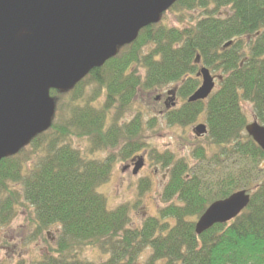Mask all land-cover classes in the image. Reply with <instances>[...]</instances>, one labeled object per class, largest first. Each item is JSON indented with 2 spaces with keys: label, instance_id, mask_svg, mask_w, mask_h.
<instances>
[{
  "label": "trees",
  "instance_id": "obj_1",
  "mask_svg": "<svg viewBox=\"0 0 264 264\" xmlns=\"http://www.w3.org/2000/svg\"><path fill=\"white\" fill-rule=\"evenodd\" d=\"M182 9L199 13L179 27L159 22L141 29L71 90H51L56 108L50 127L0 160V227L27 205L33 237L47 242L44 230L59 228L56 245L46 253L0 264H264V151L245 131L250 120L243 106L250 104L252 119L264 125V0H178L168 11ZM198 64L216 74V87L207 99L171 110L166 123L185 126L203 117L204 144L196 139L192 163L170 152L148 154L167 171L164 205L156 214L136 219L128 204L110 209L99 188L112 162L149 147L141 129L145 97L138 95L176 84L185 100L199 87ZM87 85L94 90L86 107H79ZM63 95L74 112L61 110ZM130 111L131 120L123 122ZM156 124L147 119L148 128ZM84 137L92 153L119 150L89 159L70 140ZM239 190L250 194L248 206L196 234L195 221L205 209ZM85 248L99 251L100 258H83Z\"/></svg>",
  "mask_w": 264,
  "mask_h": 264
},
{
  "label": "water",
  "instance_id": "obj_2",
  "mask_svg": "<svg viewBox=\"0 0 264 264\" xmlns=\"http://www.w3.org/2000/svg\"><path fill=\"white\" fill-rule=\"evenodd\" d=\"M176 1L0 0V160L50 127L55 110L50 89L70 90ZM198 76L201 85L188 102L206 99L214 88L206 67ZM245 131L264 151V125L253 120ZM193 133H206L205 125L197 124ZM142 164L138 160L133 172ZM249 198L239 190L212 202L197 219L195 233L234 219Z\"/></svg>",
  "mask_w": 264,
  "mask_h": 264
},
{
  "label": "rangeland",
  "instance_id": "obj_3",
  "mask_svg": "<svg viewBox=\"0 0 264 264\" xmlns=\"http://www.w3.org/2000/svg\"><path fill=\"white\" fill-rule=\"evenodd\" d=\"M197 11L198 9L196 11H187L182 9L176 14L167 10L162 14L163 17H161L159 22L161 23V26L179 27L181 25L180 23H187L189 20H192L191 18H193V16H197L199 13H196ZM179 14L185 15L182 20L179 19L181 18L178 17ZM188 14L190 15L188 16ZM148 47H146V50H148ZM136 69L137 74L143 76V69L139 67ZM211 74L214 78L216 77L215 73ZM177 86L178 85L176 84L164 85L148 92L147 94L138 95V98H142V95L145 97L144 104L140 110L143 112L141 129L147 136L144 139V142H146L145 144L149 146L147 147V150H144L146 152H144V161L146 164L143 171H139L134 175L131 173V165L126 170L123 169L129 162H121L119 160L112 162L109 178L99 188V191L106 197V204L110 209H115L121 204H128L130 208L129 216L131 218L143 219L146 215L156 214L158 209L164 205L161 201V191L163 181L167 177V171L161 168L160 164H154L155 161L148 157V154L152 150L155 154L170 152L174 154V156H182L183 158L186 157L185 159H187L190 163L193 162V158L190 157V154L197 139L192 131L195 126V122L185 126H181L176 123L167 125V121L161 119L157 111L160 109L162 103H158L156 101L154 102V98L162 94V92H165L166 89L178 88ZM93 90L94 88L92 86H85L83 93L84 97L79 96V101L77 100V103L79 102V107H86L85 104L87 102V98H89V95H91ZM177 90L178 89H176V91ZM52 98L55 101V98ZM61 98L64 99L61 101L63 104V108H61V110L66 114H69L70 111L74 112L76 109L74 106L65 105L68 103L69 99H67L65 95L61 96ZM99 101L101 100L98 99L97 104ZM243 106L246 115L251 121L253 114L249 107L250 104L244 103ZM128 114H131L132 116L133 113L130 111ZM62 117L64 116L62 115ZM149 117L155 118V121L157 122L156 126L152 129L147 126V119ZM198 119H201V123L203 122V117ZM70 140H72L71 144L82 151L89 159L90 157H101L103 159L107 157L109 153L116 155L119 150L117 148L112 151L111 149H103L102 151L100 150L92 153L90 148H88V137H84L82 139L70 138ZM204 141L205 138H203V141L199 143L204 144ZM141 154L142 153H140V155ZM165 172L166 177L163 178V174ZM141 180L145 183H140ZM141 184L144 185L145 190L140 192ZM29 215L33 216L30 207L27 205L19 206L17 215L14 220L11 221L10 225L3 228L0 227V261L5 260L14 262L17 259L31 260L39 257L43 253H46V247H54L56 245L59 228L56 227V225H52L44 230L43 234L44 237L48 238L47 242L41 236L33 237L32 235L35 231H33V225H30L28 222ZM138 223H141V220H139ZM31 237L33 238L30 239ZM99 254L101 253L97 250L85 248L82 257L94 260L100 258ZM156 264H161V262L159 261Z\"/></svg>",
  "mask_w": 264,
  "mask_h": 264
},
{
  "label": "flooded vegetation",
  "instance_id": "obj_4",
  "mask_svg": "<svg viewBox=\"0 0 264 264\" xmlns=\"http://www.w3.org/2000/svg\"><path fill=\"white\" fill-rule=\"evenodd\" d=\"M196 60H198L197 58H196ZM201 67H203V66H200L199 64H198V67H197V71H196V78L199 80V85L201 84V76H198V71H199V69L201 68ZM210 71V70H209ZM211 73V72H210ZM212 75V74H211ZM176 89L177 88H174V89H166L165 90V92H162V94H160V95H158L156 98H154L155 100H154V102L156 101V102H158V103H162V105H161V107H160V109L159 110H157L158 111V115H160L159 117L161 118V119H164V120H166V116H167V114L168 113H170L171 112V110L173 111V110H181L182 109V107L184 106V104H185V102H188L187 101V99H188V97L190 96H188L185 100L181 97L180 98V96H178V94H177V91H176ZM143 106V105H142ZM160 111V112H159ZM127 120H131V114H127L124 118H123V122H125V121H127ZM201 123V121L199 120V119H197L196 120V122L194 123L195 124V126L197 125V124H200ZM203 123V122H202ZM203 124H205V123H203ZM194 126V127H195ZM192 131H193V129H192ZM207 133V132H206ZM205 133V134H206ZM205 134H202V135H200V136H196V135H194L197 139H199V138H203L204 136H205ZM145 151H142V154L140 155V154H136V156H133L132 155V157L131 158H129V159H126V160H124L123 162H129L128 164H127V166H124V168L123 169H127V168H129L130 167V165L132 166V171H131V173L132 174H137L139 171L141 172V171H143V169H144V167H145V156H144V154L146 153H144ZM142 160L143 161V164H142V166L139 168V170L136 172V173H134L133 172V169H134V167H135V165H136V163H137V161L138 160ZM122 162V161H121ZM165 177V174H163V178Z\"/></svg>",
  "mask_w": 264,
  "mask_h": 264
}]
</instances>
